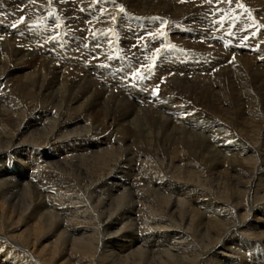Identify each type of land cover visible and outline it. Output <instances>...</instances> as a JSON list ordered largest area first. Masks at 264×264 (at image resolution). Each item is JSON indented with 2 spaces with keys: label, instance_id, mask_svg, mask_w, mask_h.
I'll return each instance as SVG.
<instances>
[{
  "label": "bare ground",
  "instance_id": "6f19581e",
  "mask_svg": "<svg viewBox=\"0 0 264 264\" xmlns=\"http://www.w3.org/2000/svg\"><path fill=\"white\" fill-rule=\"evenodd\" d=\"M80 1L65 3L74 5ZM16 2L27 11L22 24L17 20V27L11 30L6 22L11 15L4 10V18L0 16V38L6 44L0 48V133L5 132L0 134V264H45L29 250L34 245L48 248L49 254L59 259H81V264H141L143 258L144 264H264V127L260 122L255 125L259 114L254 113L256 102L249 95L256 88L258 99L264 91L263 53L252 62V77L251 71L247 76L240 70L235 73L236 96L222 85L223 74L220 78L214 75V90L206 99L205 116L196 113L191 117L192 110L182 102L183 98L188 102L192 96L188 92L194 93L193 87L168 88L157 100L149 91L135 93L127 89L124 92L129 93L136 106L128 103L111 112L106 107L99 116L96 112L103 108L104 99L87 101L94 78L112 91H119L132 81L119 82L96 65L85 68L86 55L75 54L70 45L67 49L51 43L44 26L47 19H40L43 14L35 15L32 10L30 13L29 4ZM89 2L78 8L88 21L83 25L87 29L95 25V18L98 22H112L113 18L106 16L116 14L118 27L126 20L123 26L129 28L127 36L135 38L138 28L144 32L148 25H152L149 34L157 32L158 22L149 16L151 13L135 21L128 13L132 5L123 3L126 9H119L111 0L108 4L104 0ZM239 3L242 27L226 31L230 36L244 31L243 26L251 17L248 6ZM155 5L151 6L153 12L159 3ZM108 28L96 32L97 38L103 41L105 36L107 40ZM11 35H15L13 39ZM160 36L159 31L158 48L164 46ZM16 40L22 44V51L36 53L44 64L49 59L57 60L61 69L50 70L53 63L49 62L43 70L25 64L16 66L19 57L12 49ZM234 46L239 51L238 44ZM138 54L128 62L120 56L117 62L108 61L107 65L122 64L123 70H130L144 60ZM172 54L165 59L171 65L170 71L180 66L178 53ZM199 56L188 57L193 65L188 69L184 66L186 71L196 70V66L203 67L200 71L205 69L206 59ZM244 61L240 64L247 68L245 72L253 69ZM65 73L89 83L77 93L72 90L75 85L66 84ZM137 85L143 89L139 82ZM261 104L264 107V101ZM234 108L243 113L242 122L226 117L233 124L228 125L222 114L233 112ZM249 116L252 118L246 120ZM140 121L144 123H137Z\"/></svg>",
  "mask_w": 264,
  "mask_h": 264
},
{
  "label": "rangeland",
  "instance_id": "374dc122",
  "mask_svg": "<svg viewBox=\"0 0 264 264\" xmlns=\"http://www.w3.org/2000/svg\"><path fill=\"white\" fill-rule=\"evenodd\" d=\"M14 1L15 0H0V16H2L4 18V10H7V12L11 15L10 16L11 18H9L8 21L5 20L10 25L11 30H12V28L17 27V25H18L17 23H21L22 24L25 21L26 12H27V11L24 12V7H22L23 5L21 6V8H19L17 6L18 5L17 2L14 3ZM19 1H21V0H19ZM22 1H23L22 3L24 5L29 4L27 6H29V8H30L29 9L30 13L33 12L35 15L37 14L38 16H39L38 13L43 14V15H40V19L42 17H43L44 20L47 19L46 23L44 24V26L46 27V31L49 32V34L48 33L47 34H48V36H49V38L51 40V43H53L55 46L64 47V48H67V49H69V47L71 46L70 48H72V50H73V52L75 54H77L79 56L86 55L85 58H84L85 65H86L85 68H90V67L91 68H93V67L95 68L97 66L96 67L97 69H100L101 71H105V72L110 73L113 77H115L117 80H119V82H122L123 80H126V79H128L129 82H130V80L132 81V83H130L128 86L127 85L123 86L121 88V90L112 91L111 88H109L107 86H104L103 82L101 83V80L93 77L94 80L92 81V83H90L92 88H93V91L88 96L87 101L89 103H91L90 101L93 102V101H96L97 99H104L103 108L97 109V112L95 111L96 114L97 113L99 114V116L101 114H103L102 113L103 109H107L106 107H108L109 108L108 109L109 112H111L113 110L116 111L117 109L125 108L128 103H129V105H132L131 107L136 106V103L133 102V98L128 96L129 93L124 92V90L132 89L135 93L138 92V91L139 92H144V91L148 92L149 91L150 96L153 99L155 98L157 100V98H159V96L161 94H166L165 91L168 90V88H169V90H173V89H175L177 87H181L180 89L191 88V87L194 88V90H193L194 93L188 92V95H192V96H189L190 98L188 97V102L185 101L184 98L182 99V102H185V105H188L189 108L192 110L193 113L192 112L189 113V115H192L191 117H195L196 113H200V114H203L205 116L206 114H204L205 113L204 112V107H205V103L207 101L206 99L208 98L209 93H211L214 90L212 84L215 82V80H214L216 78L215 76L219 77L221 74H223L220 77L222 78L221 80L225 84H222V85H224V86L226 85L227 86L226 87L227 90L231 91L236 96L235 93H238V87H237V84H235V82H236V79L238 77L235 76L236 75L235 73H239V71H237V70L242 71L244 76L245 75L247 76V74L249 75L250 71L252 73L255 70L254 69L255 68V64H253L252 62L255 63V61H257L256 56L257 55L258 56L261 55L260 54L261 52L264 55V0H241L243 2V6L244 5L248 6V9H249V10H247L248 11V16L250 15L251 17H249V23L244 24V26H243L244 27V31H241V32H237L236 31L237 34H235L233 36H230L231 34L229 32L232 29H234V27L231 28L230 30H227V26H225V25L233 24V25H236V26L239 25V27L235 26V28H241L242 27V24H241L242 23V19L240 18L241 14H239V12H240V10L242 8H240L241 5H240L239 2H241V1H239V0H231V2H229V0H221V1L220 0H211L210 2L206 1L204 3V5H202L203 4V0H198V1L194 0L195 2H190L188 0H144V1L143 0H111V2H110V0H104L106 2V4H108L110 2L112 5L118 7L119 9L121 7H124L126 9V6L123 5V3H126L127 5H132L133 8H131L129 6L130 11H128V13H130L131 15H133L135 17V21L136 20L137 21L138 20H142L141 19V18H143L142 16L147 18L148 15L151 13L149 16H151L155 20V22L156 21L158 22V24L156 23V26H158L157 32H153V33L149 34L151 32V26L152 25H148L147 24L148 25V27L146 29L147 31L145 30L143 32V30H140L139 28H138L139 34H137L138 32L134 33V31H133V33L135 35V38L134 37L132 38V36L130 37V35L127 36V34H126L127 31L129 30V28H125L123 26L124 23H126V20L123 21L122 25L121 26L119 25V27H118L117 24H115L117 22V21H115V19L117 20L119 18V16L116 15V14H113L111 16H106L108 18H113L114 21H112V19H111L112 22H105L104 20L101 21V22H98V18H95L96 23H95L94 26H92V29L91 28L87 29V26L83 27V25H85V24L87 25L88 21L85 19V15H82L83 14V10L82 9H78V8H79V6H82L84 3H85V5L88 4V2L90 0H86L87 2L86 1L83 2L81 0L79 3L74 4V5H72L71 3H70V5L68 3H65V0H22ZM50 1H51L52 5L50 4ZM41 2H44V3H41ZM74 2H76V1H74ZM92 2H94V0H92ZM146 2H148V3H146ZM157 2L159 3V5L157 6V10H159V12H158L159 14L155 15L157 10H155V12H153L151 6H156L155 4ZM198 2H199V4H198ZM53 4L55 6H53ZM175 4H176V6H175ZM67 6H70V7L72 6V7H71V9H69L70 7H67ZM93 6L97 7L98 5H94L93 4ZM149 6H150V8H149ZM58 8H61V9H58ZM88 8H90V7H88ZM235 8H237V9H235ZM75 9H77V10H75ZM31 10H32V12H31ZM175 10H177V11H175ZM41 11H45V12L41 13ZM55 11H56V13H54ZM68 11L69 12L71 11V12L69 13ZM76 11L77 12L80 11L79 12L80 14L77 13ZM100 11H102V10H99V13H101ZM198 11H200V12H198ZM216 11L220 14V16H218L219 14H217ZM49 14H51V16ZM61 15H63V16H61ZM232 15H234V16H232ZM13 16H15V17H13ZM83 16H84V18H83ZM113 16H115V18ZM156 16H157V18H156ZM21 18H22V20H21ZM62 18H63V20H62ZM251 19H252V21H250ZM224 20H225V22L226 21L227 22L224 23ZM16 21H17V23H16ZM36 22H37V20H36ZM232 22H234V23H232ZM253 22H254L255 25L253 24ZM14 23H16V24L14 25ZM62 24H63V26H62ZM176 24L178 25V27H177ZM139 25H144V24L143 23H139ZM108 26L110 28H108ZM166 26L168 27V29H167ZM106 27L109 29L108 30V34L109 35L107 36V40L105 39V36H103L102 40L103 39L104 40L101 41V39L97 38L98 34L96 32L101 33V32H99V30L100 29H104L105 30ZM122 27L125 28V29H123ZM221 30H222V32H221ZM245 30L247 31V33H246ZM159 31L161 32L160 38L162 40L165 39V35L167 36L166 37V42L163 41L164 46H161V48L160 47L158 48V46L156 44V42H157L156 36L158 35ZM169 31L171 33L167 34V32H169ZM215 31H216V33H215ZM223 31H225V32H223ZM226 31H229V32L226 33ZM258 31H259V33H258ZM140 32H143V33H140ZM203 32H205V33H203ZM119 33H121V34H119ZM186 33H188V34H186ZM192 33H194V34H192ZM145 34H147V35H145ZM196 35H199V36H196ZM14 36L15 35H11L9 37L13 39ZM92 37H94V38H92ZM188 37H190V38L192 37V38L189 39ZM231 37H233V39H234V37L235 38L236 37L240 38V41L235 43L234 40L231 39ZM218 38L220 39L219 41H222V42H225V41H230L231 42L232 41L230 43L231 45L229 44L230 45L229 46L228 44L224 43V44L227 45V46L224 45V48H225L224 51L221 48H216L215 45L212 46V47L210 46V48H211L210 49L209 48V44L211 42H214V41L218 40ZM199 39L201 40V42L199 41ZM244 39H245V41H244ZM261 39H263V40H261ZM126 40H128V42H125ZM147 40H150V41H147ZM205 41L207 42V44H206ZM242 42L244 43V45L247 46V48H249V45H250V47L254 51L241 50V49H239V51L236 50L234 44H238L237 48H244V47L239 46V44L242 43ZM102 43H104V44L102 45ZM166 43H167V46H166ZM2 46H6V44H4L3 40H1V38H0V48ZM21 47H22V44L18 45V40H16L14 46L12 45V49H15L14 50L15 53H17L16 54L17 58L18 57L20 58V59L18 58V61L15 62V64H17L16 66H21V65L25 64L24 66H30L31 68L33 67L34 69H37V70H39V69L43 70L44 66L46 65V63L49 62V63H53V64L49 65V69L50 70L51 69H56V68H57V70L61 69V65L59 64L60 63L59 61H57V60L52 61V60L49 59V60H46L47 62L44 64L42 62L43 59L39 58L36 53H31L29 51H22L20 49ZM89 50H91V51H89ZM165 50L167 52L169 51V53H164L163 51H165ZM155 51H157V52H155ZM173 51L178 53L177 56L179 55L177 57L178 58L177 59V61H178L177 63L180 66H179V68L176 67L177 70L174 69V70L170 71L169 68L171 67V65H170L169 62L168 63L166 62V60H165L166 58H164V57L173 56V54H172ZM136 52L139 53L138 57L140 59H144V60H139V62L137 63L139 66L134 65L130 69L132 71H130L128 68L126 70H123L122 69V64L119 67H114V66H112L113 64H110L111 66L107 65L108 61L117 62L118 61L117 57H120V56H122L123 58H126V62H128V60H131L133 57H135L134 55L136 54ZM253 52H254V54H253ZM131 53H133V54H131ZM197 53L199 55H201L204 60L206 59L205 60V64L207 66L204 67L205 69L201 70L202 72L200 71V68L201 69L203 68L202 66H200V67L196 66V68H195L196 70L191 69V70L186 71L185 68L188 69L191 65H193V61H192V63H189V58L188 57H191V58L200 57ZM243 53H246L249 57L247 55L243 54ZM219 54H220V56H219ZM139 55H141V56H139ZM181 55H183L184 56L183 58H185L186 60L183 59V58L181 59ZM209 55H211V56H209ZM22 57H24V58H22ZM87 57H90V59H87ZM210 57L213 58V59H211ZM224 57H226V58H224ZM235 57L237 58V60H236ZM221 58H224V59H221ZM254 59H256V60L254 61ZM230 60H232V61H230ZM242 60H245L244 62H247L250 65L252 64L251 66L253 67V69H249V71L247 70L246 71L247 73H246L245 69H247V68H245V69H244V67L242 68V65L240 64L242 62ZM261 60H262V62L264 61V56L261 58ZM212 62L216 63L217 65L214 64V66H213ZM223 62L226 63V65H224ZM218 63L221 64V65L218 66ZM234 63H236L235 66H234ZM229 64H231V65H229ZM63 65L66 66V63H63ZM94 65H96V66H94ZM143 65H145V66H143ZM159 66H160V68H159ZM184 66H185V68H184ZM229 67H231V68H229ZM235 68H237V69H235ZM233 70H234V72H233ZM229 71H230V73H229ZM231 71H232V73H231ZM126 72H128V73H126ZM142 72H143V74H142ZM191 72H192V74H191ZM210 72H211V74H210ZM204 74L206 76H204ZM252 75H253V73L251 75H249V77H252ZM63 76L65 77V82H66L67 85H75L74 88H72V90L76 91L77 93H79L82 90V88L85 87L89 83L87 81V79H85V80L84 79L76 80L75 78L72 77L73 75H71V73H65ZM232 76H234V77H232ZM230 77H232V78H230ZM260 77L261 76L259 75V77L254 78V79H258ZM37 78L39 79L38 76L35 79L38 80ZM206 79H207V81H206ZM48 80L50 81L51 78H49ZM137 82H139L141 85H143V89L144 90L143 89L141 90L138 87L139 85H137ZM152 82H153V84H152ZM253 82H254V80H253ZM231 83H232V85H231ZM156 84H157V86H156ZM254 84H255V82H254ZM234 85H236L237 89H236V87ZM260 86L262 87L263 83H261ZM56 89L58 90L59 86L56 87ZM110 89H111V91L108 92V90H110ZM195 91H196V93H195ZM55 92H56V90L53 93H55ZM118 92H119V95H118ZM261 94L262 95H260V97L258 98L259 100H258V99H256L257 95H258L256 88L253 89V92H251V91L249 92V95L252 98L254 97L253 102L254 103L256 102V105H255L256 106V108H255L256 111L254 110V113H258L259 114L255 118L256 121H257L255 123V125L258 126V122H260L261 126L264 127V124L262 122V120L264 119V107L261 104V102L264 101V91L261 92ZM170 95H174V94H170ZM193 95L195 96V98H194ZM197 96H199V97H197ZM197 102H199V103H197ZM97 103H98V101H97ZM254 103H253V105H254ZM257 105H258V107H257ZM198 106H199V108H198ZM172 108H173V106H172ZM195 108H197L198 110L201 109L200 110L201 112L197 111V109H195ZM193 109H195V111ZM145 110H147V107H145ZM234 110L235 111H233V112H228V114H226V115L222 114V119L225 120L228 123V125H233V124H231L226 119V117L231 118L234 122L236 121V123L242 122L240 120V117H241V115H243V113L242 112L241 113L238 112L235 108H234ZM235 116H236V118H235ZM196 117H198V116H196ZM206 117H209V116H206ZM238 118H239V120H238ZM245 118H246V120H250L252 117L249 116V117H245ZM161 122H163L162 119H161ZM137 123L141 124V123H144V122L140 121V122H137ZM157 124H159V123H157ZM187 126H189V125H187ZM4 133L5 132H1L0 134H4ZM169 135L171 136V133H169ZM0 242H1V240H0ZM4 242H2V243H4ZM94 246H95V244H94ZM47 249L48 248L43 250L38 245H34L32 248L29 247V250L35 255V257H37L40 262H42V263L45 262V264H81V259H76L74 257L73 258L72 257L71 258L62 257L60 259H59V257L56 258V256L53 257L51 254H49ZM103 255H104V258H106L105 255H107V254L103 253ZM120 258L124 259L122 257H120ZM126 259L128 260V258H126ZM143 260L145 261V258H143L141 260V262H140L141 264H144ZM87 264H89V263H87Z\"/></svg>",
  "mask_w": 264,
  "mask_h": 264
},
{
  "label": "snow or ice",
  "instance_id": "6c2138e0",
  "mask_svg": "<svg viewBox=\"0 0 264 264\" xmlns=\"http://www.w3.org/2000/svg\"><path fill=\"white\" fill-rule=\"evenodd\" d=\"M229 2H231V0H229Z\"/></svg>",
  "mask_w": 264,
  "mask_h": 264
}]
</instances>
